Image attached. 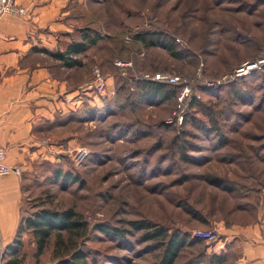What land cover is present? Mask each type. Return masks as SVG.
I'll return each instance as SVG.
<instances>
[{"label": "rangeland", "instance_id": "rangeland-1", "mask_svg": "<svg viewBox=\"0 0 264 264\" xmlns=\"http://www.w3.org/2000/svg\"><path fill=\"white\" fill-rule=\"evenodd\" d=\"M82 6L86 15L72 42L87 28L103 39L82 55L87 66L72 71L75 80L88 81L65 97L73 109L46 133L56 138L59 155L41 163L30 190L24 188L22 218L74 209L88 233L72 242L63 233L64 240L83 249L91 264H159L160 241H142L143 232L116 238L96 229L131 231L135 220L201 241L184 248L176 264H218L215 255L234 264L239 250L224 242L221 227L247 221L235 210L264 201V65L236 76L264 57V0H88ZM142 32L166 34L182 56L141 46L134 37ZM96 68L106 78L102 93ZM156 72L179 77L172 85L177 93L190 86L181 125L170 123L177 99L151 105L141 97V83ZM85 150L88 158L76 163ZM202 231L214 239L194 237ZM20 238L26 264H34L32 237ZM56 240L40 264L57 263ZM221 240L225 248L215 251Z\"/></svg>", "mask_w": 264, "mask_h": 264}, {"label": "crops", "instance_id": "crops-1", "mask_svg": "<svg viewBox=\"0 0 264 264\" xmlns=\"http://www.w3.org/2000/svg\"><path fill=\"white\" fill-rule=\"evenodd\" d=\"M19 1L27 9L25 17H0V142L7 149V164L23 169L22 176L0 175V257L22 223L24 188L30 190L41 163L59 155L56 138L46 133L73 109L65 97L85 86L72 77L76 68L64 69L41 50H67L88 0ZM234 214L248 215L245 222L221 227L224 242L239 250L234 264H264V201ZM225 243L221 240L215 251Z\"/></svg>", "mask_w": 264, "mask_h": 264}, {"label": "trees", "instance_id": "trees-1", "mask_svg": "<svg viewBox=\"0 0 264 264\" xmlns=\"http://www.w3.org/2000/svg\"><path fill=\"white\" fill-rule=\"evenodd\" d=\"M103 36L98 32L91 31L90 28L84 29L81 33L79 42H72L64 52H53L42 49V53L59 61L64 69H78L86 67L82 60L89 48L97 46L102 41ZM134 40L145 48L159 47L168 51L173 57L180 58L182 53L177 50L174 40L169 38L162 32H142L135 35ZM85 83L88 78L83 80ZM141 97L147 100L151 105L162 104L172 99H177L179 93L172 88V85L162 84L152 81H143ZM240 92V91H239ZM240 93H236L239 96ZM89 104L86 106L88 107ZM215 128V126H214ZM214 128H211L214 130ZM58 175H61L58 172ZM67 178L70 174L66 173ZM251 208V207H250ZM247 210V209H245ZM251 212L253 210L249 209ZM237 211V209L235 210ZM231 222L227 225L230 226ZM131 231L121 230L120 228L107 225L96 226V229L102 233L110 234L116 238H125L131 232H143L141 240L144 242L160 241L165 246L163 256L159 264H176L180 254L190 245L199 244L201 241L192 240L186 233L173 232L169 234L164 228L155 226L145 220L130 221ZM89 226L83 222L79 214L74 209H68L63 212L42 209L34 212L31 216L22 218L18 234L13 242L4 249L1 263L2 264H26V252L24 242L20 238L22 234H29L33 239L35 246L32 258L34 264H40L42 256L45 254L50 241L56 237L55 251L56 264H91L89 255L81 248L70 247L65 243L63 233L68 234L69 240L72 242L73 236L77 235L82 238L88 233ZM191 239V240H190ZM214 262L223 264L225 256L215 255Z\"/></svg>", "mask_w": 264, "mask_h": 264}, {"label": "built area", "instance_id": "built-area-1", "mask_svg": "<svg viewBox=\"0 0 264 264\" xmlns=\"http://www.w3.org/2000/svg\"><path fill=\"white\" fill-rule=\"evenodd\" d=\"M27 9L20 4L19 0H0V17L2 16H15V17H25L27 15ZM118 66H131L130 63L118 62ZM264 65V57L259 58L254 62H248L244 64L240 69L236 71V76H246L255 70L261 69ZM95 86L99 92H103L106 88V78L100 69L96 68L94 71ZM147 81L176 85L179 83V77L166 73V72H156L153 75L146 76ZM190 86L186 84L183 90L179 93L177 97L178 105L176 113L174 114L173 121H177L181 125L186 117L185 112V101L190 97ZM191 100V98H190ZM89 152L79 151L75 156V162L81 163L85 158H88ZM7 149L2 146L0 142V175H17L21 176L23 174V169L20 166H10L7 164ZM194 237L203 240H212L215 237L211 231L196 232ZM1 259V258H0ZM1 262V261H0Z\"/></svg>", "mask_w": 264, "mask_h": 264}, {"label": "water", "instance_id": "water-1", "mask_svg": "<svg viewBox=\"0 0 264 264\" xmlns=\"http://www.w3.org/2000/svg\"><path fill=\"white\" fill-rule=\"evenodd\" d=\"M2 260V257H1V259H0V261Z\"/></svg>", "mask_w": 264, "mask_h": 264}]
</instances>
